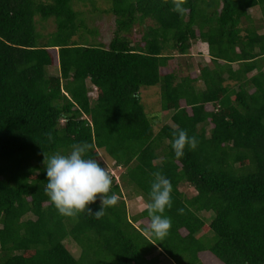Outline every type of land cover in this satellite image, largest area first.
I'll return each instance as SVG.
<instances>
[{
    "label": "trees",
    "instance_id": "trees-1",
    "mask_svg": "<svg viewBox=\"0 0 264 264\" xmlns=\"http://www.w3.org/2000/svg\"><path fill=\"white\" fill-rule=\"evenodd\" d=\"M74 1L0 0V264H204L206 252L264 264V0H183V14L174 0H108L107 44L87 39L97 31ZM36 17L54 31L39 34ZM194 42L206 45L203 63L164 72ZM154 86L158 124L139 95ZM178 129L198 140L180 158ZM79 143L86 158L112 161L117 204L99 219L62 216L45 194L47 158ZM155 172L172 184L163 241L146 207L129 216L124 200L145 205Z\"/></svg>",
    "mask_w": 264,
    "mask_h": 264
},
{
    "label": "clouds",
    "instance_id": "clouds-1",
    "mask_svg": "<svg viewBox=\"0 0 264 264\" xmlns=\"http://www.w3.org/2000/svg\"><path fill=\"white\" fill-rule=\"evenodd\" d=\"M172 7L178 14L185 11L183 0H174ZM170 144L175 157L180 158L186 147L195 150L198 140L189 136L186 130L178 129ZM88 148L87 143L73 144L66 154L58 153L47 158L45 194L62 216L74 217L87 211L99 219L106 208L117 204V195L111 193V176L99 161L86 158ZM153 177L145 204L150 217L148 231L152 237L163 241L171 228L170 218L163 214L166 208L172 206V184L160 172L153 173ZM98 197L100 209L93 213L88 205L95 203Z\"/></svg>",
    "mask_w": 264,
    "mask_h": 264
},
{
    "label": "rangeland",
    "instance_id": "rangeland-1",
    "mask_svg": "<svg viewBox=\"0 0 264 264\" xmlns=\"http://www.w3.org/2000/svg\"><path fill=\"white\" fill-rule=\"evenodd\" d=\"M74 2L75 3H73V8L84 15L86 19L85 22H86L87 28L90 30L95 29L97 31V36L92 37V36L86 35L87 39L89 41L94 40L102 44H107L112 36V32L114 28V23H113L114 18L110 13L107 12L109 9V1L108 0H96L94 4H90L86 1L82 2L81 0H75ZM249 12H251L252 16L255 19L258 18V15H259L258 9L249 11ZM34 21L36 23V29L38 33L41 35H45L47 33L53 32L55 29L53 20L51 19L42 21L40 20V18L36 17ZM75 39H77V37H75ZM194 43L188 52V56L174 58L173 60L169 62L168 66L164 69V72L170 71L172 70V68L178 65H181L182 67H184V64L186 62L187 63L191 62V64L193 65L192 71L196 70L197 64L203 63V59L201 55H204L206 57L207 50H206L205 44L201 42H194ZM204 61L206 62L207 58ZM50 73L52 75L57 74V69L55 68V66L50 69ZM139 93H140L139 95H140L141 103H142V106L144 108L146 115L152 118L154 124H158V122L163 119V115H165L166 113L164 111H161L160 109L158 87L157 86L143 87L140 89ZM94 95L95 94L91 92L90 96H94ZM154 129H157L156 125L154 126ZM98 156L101 161L107 163V165L104 168L105 170L109 171L108 165L110 166V164H112V161L109 160L101 151H98ZM179 188L181 191H183L184 195L188 197L194 194V191L186 185H182ZM124 200H125V206H126L129 216H132L145 208L143 200H141L139 197L127 198L124 195ZM138 224L144 227L149 226V223L146 219H141L135 225L137 226ZM73 253L75 252L73 251ZM199 257L203 261L204 264H216L211 259V257L209 256L207 252L199 254ZM160 258L161 260L160 262H158V264H173L169 259H167L164 256H160Z\"/></svg>",
    "mask_w": 264,
    "mask_h": 264
},
{
    "label": "built area",
    "instance_id": "built-area-1",
    "mask_svg": "<svg viewBox=\"0 0 264 264\" xmlns=\"http://www.w3.org/2000/svg\"><path fill=\"white\" fill-rule=\"evenodd\" d=\"M110 173H112V171Z\"/></svg>",
    "mask_w": 264,
    "mask_h": 264
}]
</instances>
